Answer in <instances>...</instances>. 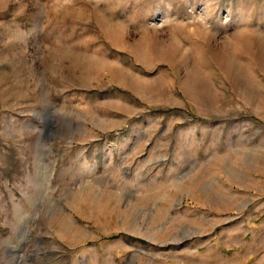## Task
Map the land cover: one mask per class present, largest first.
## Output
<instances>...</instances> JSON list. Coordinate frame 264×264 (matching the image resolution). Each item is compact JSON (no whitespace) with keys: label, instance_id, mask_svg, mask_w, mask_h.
I'll return each mask as SVG.
<instances>
[{"label":"rangeland","instance_id":"374dc122","mask_svg":"<svg viewBox=\"0 0 264 264\" xmlns=\"http://www.w3.org/2000/svg\"><path fill=\"white\" fill-rule=\"evenodd\" d=\"M0 264H264V0H0Z\"/></svg>","mask_w":264,"mask_h":264}]
</instances>
